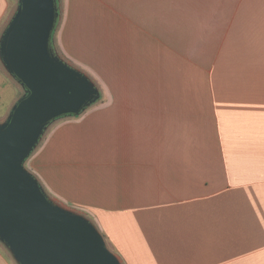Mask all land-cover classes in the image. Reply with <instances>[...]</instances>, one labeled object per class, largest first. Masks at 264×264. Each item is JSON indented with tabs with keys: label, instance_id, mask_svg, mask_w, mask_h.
<instances>
[{
	"label": "crops",
	"instance_id": "1",
	"mask_svg": "<svg viewBox=\"0 0 264 264\" xmlns=\"http://www.w3.org/2000/svg\"><path fill=\"white\" fill-rule=\"evenodd\" d=\"M54 45L90 77L114 60L128 79L126 98L48 129L26 165L48 195L123 264H264V84L150 95L161 61L264 59V0H61ZM0 264H17L1 243Z\"/></svg>",
	"mask_w": 264,
	"mask_h": 264
},
{
	"label": "water",
	"instance_id": "2",
	"mask_svg": "<svg viewBox=\"0 0 264 264\" xmlns=\"http://www.w3.org/2000/svg\"><path fill=\"white\" fill-rule=\"evenodd\" d=\"M61 0H18L0 60L24 94L0 123V243L17 264H123L86 215L50 197L26 162L56 121L101 99L54 45Z\"/></svg>",
	"mask_w": 264,
	"mask_h": 264
},
{
	"label": "rangeland",
	"instance_id": "3",
	"mask_svg": "<svg viewBox=\"0 0 264 264\" xmlns=\"http://www.w3.org/2000/svg\"><path fill=\"white\" fill-rule=\"evenodd\" d=\"M8 2L7 19L12 17L18 6V0H8ZM4 28V25L0 26V36ZM116 62L114 60L94 61L99 67L100 64H104V68H100L104 72L103 75L95 74L93 69H86L87 72L93 73L91 79L96 81L94 82L100 89L103 95L102 98L109 96L111 91L119 94V98H126L128 76L126 74L120 76L114 74L116 71L114 64ZM118 62L124 66L125 70L127 61ZM160 72L159 75L151 76L152 91L150 95L152 98H158V85L166 84L167 95L169 96V86L176 84L181 87V90H184L183 92H177L181 95L180 98H190V95H192L193 99L203 100L210 98L205 91L208 85L264 84V59H168L165 63L161 61ZM190 85H193L192 93L189 92ZM23 94V88L6 72L0 60V123L7 119L12 107ZM68 208L90 217L89 214L82 211ZM107 244L111 248L108 241Z\"/></svg>",
	"mask_w": 264,
	"mask_h": 264
}]
</instances>
